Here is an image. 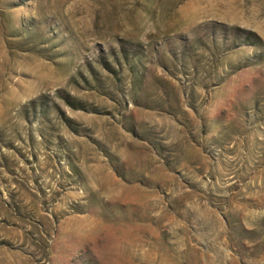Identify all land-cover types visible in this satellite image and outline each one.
Instances as JSON below:
<instances>
[{"label":"rangeland","instance_id":"374dc122","mask_svg":"<svg viewBox=\"0 0 264 264\" xmlns=\"http://www.w3.org/2000/svg\"><path fill=\"white\" fill-rule=\"evenodd\" d=\"M0 264H264V0H0Z\"/></svg>","mask_w":264,"mask_h":264}]
</instances>
